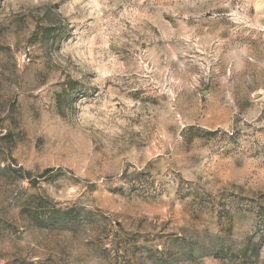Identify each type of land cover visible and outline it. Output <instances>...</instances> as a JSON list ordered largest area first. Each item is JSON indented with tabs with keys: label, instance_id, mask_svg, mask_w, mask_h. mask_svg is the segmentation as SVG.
Listing matches in <instances>:
<instances>
[{
	"label": "rangeland",
	"instance_id": "rangeland-1",
	"mask_svg": "<svg viewBox=\"0 0 264 264\" xmlns=\"http://www.w3.org/2000/svg\"><path fill=\"white\" fill-rule=\"evenodd\" d=\"M0 264H264V0H0Z\"/></svg>",
	"mask_w": 264,
	"mask_h": 264
}]
</instances>
